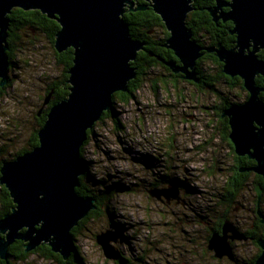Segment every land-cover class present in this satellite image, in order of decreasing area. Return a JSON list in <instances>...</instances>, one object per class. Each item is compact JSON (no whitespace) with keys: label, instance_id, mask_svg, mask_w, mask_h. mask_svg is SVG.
I'll return each instance as SVG.
<instances>
[{"label":"rangeland","instance_id":"obj_1","mask_svg":"<svg viewBox=\"0 0 264 264\" xmlns=\"http://www.w3.org/2000/svg\"><path fill=\"white\" fill-rule=\"evenodd\" d=\"M18 33L22 39L12 52L9 82L0 89V161L9 160L28 146L45 88L59 73L44 34L31 35L24 29ZM197 33L202 48H209L208 38ZM207 54L213 53L202 55L199 72L205 83L213 85L210 90L173 80L158 65L137 80L139 90L131 100L126 104L116 100L112 116L94 124L82 148L89 183L102 181L119 191L108 203V213L78 225L74 241L84 264H116L105 258L96 243L101 232L116 233L111 221L116 222L123 237L113 246L131 258V264H236L226 257L215 258L207 249L210 228L225 214L215 203L223 193L235 155L222 137L215 108L224 100L242 103L247 92L238 85L225 84ZM162 177L174 182L180 200L150 197L151 184L162 181ZM251 188L248 185L226 208V220L242 234L257 233L253 226L255 218L260 219L258 211L264 216V191L257 203L258 195ZM246 240L231 243L239 264H248L260 251L252 239ZM13 264L60 262L32 251Z\"/></svg>","mask_w":264,"mask_h":264},{"label":"water","instance_id":"obj_2","mask_svg":"<svg viewBox=\"0 0 264 264\" xmlns=\"http://www.w3.org/2000/svg\"><path fill=\"white\" fill-rule=\"evenodd\" d=\"M164 24L169 37L164 47L180 61L165 65L173 73L198 83L196 62L204 52L214 53L222 64V72L231 78L239 77L247 98L222 111L227 119L228 139L237 157L246 156L255 162L252 171L264 179V99L263 88L256 77L264 78V0H215L208 8L214 22L231 21L230 34L234 46L222 45L202 48L192 40L186 25L193 10L192 0H142ZM135 0H0V86L7 83L10 66L6 45L9 30L7 16L13 9L39 11L56 21L54 50L62 53L73 50L72 66L68 71V96L50 107L43 126L37 131L38 145L13 160H4L0 167V185L8 191L14 207L0 219V259H8L9 247L16 241L24 243L29 253L42 245L58 254L64 261L75 250L71 231L96 209L94 201L76 193L79 178L84 172L80 149L87 140V132L113 105L115 93H126L128 83L135 79L131 63L136 60L143 44L135 40L123 15L146 10ZM228 7L226 12L220 11ZM48 95L44 105L49 103ZM258 201L261 189L257 188ZM149 195L166 201L180 200L174 185L155 188ZM261 224L264 216L258 211ZM246 236L229 221L220 232L211 234L207 249L214 257L235 262L232 241L246 240ZM119 240L109 230L96 236L107 259L118 261L113 245ZM261 251L255 264H264V234L257 240Z\"/></svg>","mask_w":264,"mask_h":264},{"label":"trees","instance_id":"obj_3","mask_svg":"<svg viewBox=\"0 0 264 264\" xmlns=\"http://www.w3.org/2000/svg\"><path fill=\"white\" fill-rule=\"evenodd\" d=\"M136 5L133 7L134 9L138 7L139 5L146 6L147 10L142 11H131L127 12L123 15L124 21L127 23L129 27L130 35L135 39L138 40L143 44V50L138 52L136 60L131 63V66L135 69L136 77L135 79L131 80L128 83V91L126 93H115L113 95V105L114 102L117 100L121 104H126L129 100L133 98V94L139 90V86L137 84V80L140 77H143L145 75L146 71H150L153 69V67L158 66L160 64H163V62H169V61H175L176 63H179L175 55L171 50H164V44L166 39L169 37V33L166 31L163 22L161 21L160 17L156 15L152 8L149 6V4H146L142 0L135 1ZM213 4V1L211 0L206 1L204 4L196 5L195 8L197 10L200 9L202 6L209 7ZM209 13H205L202 17V19L196 18L193 14L189 13L186 19V25L192 32V40L202 47V44L196 39L198 36V33L204 34L209 41V48L217 47L218 45H222L226 48L233 47V42L235 40L234 36H231L229 34L230 30L232 29L231 23H223L219 22L220 29L219 31H215L216 23H214L208 15ZM10 24H9V30H8V38L6 45L8 46L7 54L9 56V61L12 63V52L14 50L15 43L22 38L20 37V34L18 31L25 30L28 34L33 35H39L44 34L46 41L51 45L53 55H54V61L57 66H59V73L57 77L52 78L49 81V84H47V91L44 97L41 98V104L43 105L46 97L52 92L50 96V102L48 104V107L45 109L44 113L42 114L41 118L39 119V126H37L34 131L31 133V137L29 139L28 146L23 148L21 151L17 152L16 154L12 155V158L9 160H13L14 158L22 155L23 153H26L28 151H31L33 148H35L38 145V137H37V131L43 126L47 113L51 106L54 104L62 101L68 96V88L69 85L67 84V80L69 78L68 71L72 66L73 61V50L67 49L66 51L62 53H57L54 50V42H55V34L59 30V25L56 21L49 19L46 15H43L39 11H22L20 9H13L11 13L7 16ZM200 20L202 22L201 24H198L197 22ZM205 22V23H204ZM207 23V24H206ZM212 26V29L210 26ZM203 26V28L206 27V30L211 32L210 37H208L207 33L204 31H201V29H198V27ZM156 31V32H155ZM155 34L154 38H151L150 34ZM22 37H25L23 35ZM150 43V44H148ZM208 49V48H207ZM165 51L163 54L162 51ZM207 53V52H204ZM261 58L264 59V53L260 54ZM208 59H211L212 62L218 67L217 71L219 73V77L223 79L224 81L228 78H225L222 74V64L218 61V59L215 57L214 54L206 56ZM160 58V59H159ZM162 62V63H161ZM13 64V63H12ZM201 64L200 59L196 62V71L199 72V65ZM201 74V73H200ZM256 84L262 88V79L259 80L256 79ZM237 84H232L231 86H234ZM207 89H211L213 85L211 83H206ZM260 97L264 99V95L260 94ZM247 98V97H246ZM232 104H235L234 102L226 101L224 100L223 103L219 107H216L217 110L216 116L218 117L219 124L221 125V134L224 140L227 141L228 145L230 146V149L233 154L234 148L228 139L229 135V126L227 119H221L222 111L226 108H229ZM113 105L111 106L110 110L103 113L100 121L104 119L105 117L109 118L112 116L114 110ZM115 124L119 126L120 124L118 121L115 120ZM118 128H121L119 126ZM92 129L87 132V138L92 134ZM85 145L87 142L84 143ZM83 145L80 149L81 154V160L84 164V172L79 178V187L76 188V193L79 197L83 199H89L94 201V206L96 207L95 210L90 211L88 216L84 218L82 221L79 222L80 225L82 223L88 221L92 217H96L101 215V213L105 214L109 211L108 203L112 201L113 197L115 196L114 192H117L119 190L113 191L112 189H109L102 181H99L102 185H99L100 183L97 182V185L90 184L89 183V166L87 161L83 159L82 156V148L85 146ZM6 160V159H4ZM8 160V159H7ZM3 161V160H2ZM0 161V167L1 163ZM255 166V162L252 160H249L247 157H237L234 155V165L231 168L230 176H228L224 188L223 193L219 196L218 204L225 210V214L220 217V219L217 221V224L214 225V227L210 228L208 237H207V243L212 233L214 232H220L221 227L223 223L227 218L226 215V208L231 207L237 200V197L241 194L242 191H244L248 185H251V190H254L257 193V188H260L261 191H264V179L260 177L259 175H256L252 169ZM162 181H157L153 184H151V189L159 188L157 186L159 185H166L171 184L173 185L174 182H170L165 180L164 177L161 178ZM175 185V184H174ZM122 190V187H121ZM148 190V194L149 191ZM0 193H1V199H2V210L0 212V219L6 214L9 213V211L14 207L12 203V199L9 196L8 191L5 189L4 186L0 187ZM257 198V196H256ZM257 202V200H256ZM213 207H210L209 209H212ZM216 212V210L214 211ZM204 219V218H203ZM206 219V217H205ZM256 222L254 224V229H256L257 233H253L255 236L254 243L257 242L258 239L263 237L264 234V226L261 224L260 219L255 218ZM204 221V220H203ZM205 222V221H204ZM213 225V223H212ZM79 226L75 227L71 233L73 239H75V232L78 229ZM110 227L119 235V241L123 240V237L120 233L119 226L116 224L115 221H111ZM74 253L73 255L67 260L62 261L59 255L53 254L51 252V249L47 246H41L38 247L35 252L41 251V253L45 256H48L52 259L58 260L61 264H84V261L82 257L80 256V253L78 252L76 246L74 247ZM118 251V250H117ZM24 252V244L23 242H15L9 247V253L11 255L18 257L20 259H23L25 255ZM261 251L250 261L248 264H255V261L257 257L260 255ZM119 259L116 261V264H131V258L125 257L121 254V252L118 251ZM236 264H239L237 260H235Z\"/></svg>","mask_w":264,"mask_h":264},{"label":"flooded vegetation","instance_id":"obj_4","mask_svg":"<svg viewBox=\"0 0 264 264\" xmlns=\"http://www.w3.org/2000/svg\"><path fill=\"white\" fill-rule=\"evenodd\" d=\"M135 1H138V0H135ZM206 1H208V0H192V3H191V5H192V8H193V10L190 12V13H192L196 18H198V19H202V17H203V15L205 14V13H209L208 12V8H211V7H213L214 5H215V0H211V2L213 1V4L212 5H210L209 7H207V6H202V7H200V9L199 10H197L196 8H195V6L196 5H201V4H204ZM210 1V0H209ZM225 2H230V0H225ZM147 4V3H146ZM135 5H136V2H135ZM150 6V5H149ZM148 9V8H147ZM146 9V10H147ZM229 10V8L228 7H223L220 11H223V12H226V11H228ZM208 15H210V14H208ZM211 17V16H210ZM211 19H212V17H211ZM213 21V20H212ZM214 22V21H213ZM219 22H223V21H221V20H219V21H217V22H214V23H216V26L217 27H215V31H219V27H220V24H219ZM227 22H230L231 23V26H232V28H233V25H232V22L231 21H226V22H223V23H227ZM202 22H200V20H198V22H197V26H198V24H201ZM205 23V22H204ZM207 24V23H206ZM202 25V24H201ZM210 26V25H209ZM211 27V29H212V26H210ZM202 28V29H201ZM198 29H201V31H204L205 33H207V35H208V37H210V33L211 32H209V31H207L206 30V27L205 28H203V26H201V27H198ZM229 34H230V32H229ZM231 35V34H230ZM231 36H234V35H231ZM235 37V36H234ZM142 44H144V43H142ZM148 44H150V43H148ZM233 46H234V44H233ZM211 47H213V46H211ZM164 50L166 51L167 50V48L165 47L164 48ZM162 51L163 52V54L165 53V51ZM169 50V49H168ZM264 53V50H261L259 53H258V57L260 58V59H262L261 58V55L260 54H263ZM204 54V53H203ZM211 54V53H210ZM214 54V53H213ZM8 55V54H7ZM215 55V54H214ZM262 56H264V55H262ZM9 57V56H8ZM160 59V58H159ZM178 60V59H177ZM179 61V60H178ZM10 62V61H9ZM169 62H175V61H169ZM162 63V62H161ZM165 63H167V62H163V64H160V66L161 67H163L165 70H167L168 71V77H170V78H172L173 80H178V79H180V80H183V81H185V82H187L188 84H191V85H193V86H197V87H199V88H201V89H205V90H207V86H206V83H205V78L203 77V76H201L200 75V73H198V71H196L197 72V77H198V80H199V82L198 83H194V82H192V81H189V80H186V79H184L183 77V74H181V73H173L172 71H171V69L169 68V67H167L166 65H165ZM176 63V62H175ZM178 66H180L181 64H180V61H179V63H176ZM11 67H13V64L10 62V66H9V69H8V72H9V70H10V68ZM196 70V69H195ZM222 74H223V76L225 77V78H228L227 80H225L224 82H225V84H228V85H232V84H237L238 86H239V88L241 89V90H243V91H245V89L243 88V81L239 78V77H233V78H231V77H229V76H226L223 72H222ZM262 79V88L264 89V78L262 77V76H257L256 77V79ZM256 79H255V81H256ZM9 82V78H8V80H7V83ZM2 88V86H0V89ZM209 90V89H208ZM46 91H47V87L45 88V94H46ZM51 94H52V92H50V94H49V96H51ZM261 94H263L264 95V91L261 93ZM45 96V95H44ZM246 97H247V94H246V96H245V98H244V101H245V99H246ZM243 101V102H244ZM49 102H50V99H49ZM230 102H232V101H230ZM237 103V102H236ZM49 104V103H48ZM48 104L47 105H44V103H43V105L42 104H39L38 106H39V109H38V111L35 113V116H34V120H35V126L37 127V126H39V122H40V118H41V116H42V114L44 113V111H45V109L48 107ZM46 107V108H45ZM222 119V118H221ZM224 119H226V118H224ZM34 131V130H33ZM244 157H246V156H244ZM257 175V174H256ZM171 201V200H170ZM253 228H254V226H253ZM253 233L254 232H248V233H245L244 235L246 236V238H250V239H252L253 241H254V239H255V236L253 235ZM247 241V240H246ZM19 243V242H22V241H16V243ZM257 243V242H256ZM24 244V243H23ZM232 245V244H231ZM42 246H46V245H42ZM41 247V246H40ZM48 247V246H47ZM8 259L6 260V261H4V260H1L0 259V264H13V263H15V262H20V258H18V257H15V256H13V255H11V253H9V250H8ZM23 254L25 255V257H27V255H29V253H25V252H23ZM55 254V253H54ZM58 255V254H57ZM60 257V256H59ZM61 258V257H60ZM24 259V258H23ZM61 260H62V258H61ZM61 264V263H60Z\"/></svg>","mask_w":264,"mask_h":264},{"label":"bare ground","instance_id":"obj_5","mask_svg":"<svg viewBox=\"0 0 264 264\" xmlns=\"http://www.w3.org/2000/svg\"><path fill=\"white\" fill-rule=\"evenodd\" d=\"M150 197H151V196H150ZM152 198H153V197H152ZM176 201H178V200H176ZM176 201H175V202H176ZM168 202H170V201H168ZM245 241H246V240H245Z\"/></svg>","mask_w":264,"mask_h":264}]
</instances>
